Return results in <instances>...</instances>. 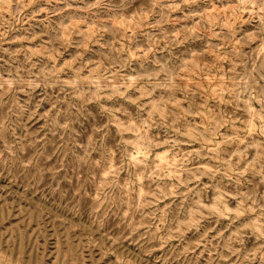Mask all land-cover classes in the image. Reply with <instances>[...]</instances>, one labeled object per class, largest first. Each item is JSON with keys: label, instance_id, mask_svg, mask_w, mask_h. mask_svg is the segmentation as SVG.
<instances>
[{"label": "rangeland", "instance_id": "rangeland-1", "mask_svg": "<svg viewBox=\"0 0 264 264\" xmlns=\"http://www.w3.org/2000/svg\"><path fill=\"white\" fill-rule=\"evenodd\" d=\"M263 30L264 0H0V264H264V109L188 85L221 53L264 91Z\"/></svg>", "mask_w": 264, "mask_h": 264}, {"label": "bare ground", "instance_id": "bare-ground-1", "mask_svg": "<svg viewBox=\"0 0 264 264\" xmlns=\"http://www.w3.org/2000/svg\"><path fill=\"white\" fill-rule=\"evenodd\" d=\"M209 13L211 14V12ZM210 14H207L206 18L210 19L209 17ZM249 35H251V33ZM250 38L252 40V45H254L255 43H257L256 45H258L257 49H258L259 62L257 69L259 70L258 72L264 75V30L262 35L258 39H256V34H252ZM209 57H210V61H208L209 64L207 63L208 67L206 70L202 69V71H200V75L198 76H197L198 72H194V71H192L189 74V82H188L189 88L192 91H198V92H200L204 88L208 96L215 97L222 103L230 102L235 105L239 104L243 108L249 110L250 115L258 114L261 116L263 114L261 112V109H264V91H262V89L258 85L252 83L254 79L252 78L250 73L248 72L243 74L239 73V75L246 78V84L239 85L238 87H236L234 86L235 83L233 81V78L228 77L226 75L227 70L223 64L222 54L221 53L214 55L209 54ZM229 72L235 73L234 70H230ZM233 93H240L241 97L234 98V100H230V101L225 99L226 94H228L229 97L231 96L230 94ZM248 125L249 124H247V126ZM193 150L194 148L189 149L190 152ZM203 166L205 167L206 165Z\"/></svg>", "mask_w": 264, "mask_h": 264}]
</instances>
